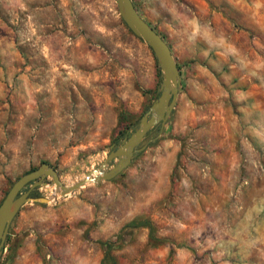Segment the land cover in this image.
I'll list each match as a JSON object with an SVG mask.
<instances>
[{"label":"rangeland","instance_id":"rangeland-1","mask_svg":"<svg viewBox=\"0 0 264 264\" xmlns=\"http://www.w3.org/2000/svg\"><path fill=\"white\" fill-rule=\"evenodd\" d=\"M132 1L179 67L174 109L113 179L45 178L0 264H264V0ZM161 80L116 0H0V204L42 163L81 180Z\"/></svg>","mask_w":264,"mask_h":264},{"label":"water","instance_id":"water-1","mask_svg":"<svg viewBox=\"0 0 264 264\" xmlns=\"http://www.w3.org/2000/svg\"><path fill=\"white\" fill-rule=\"evenodd\" d=\"M118 12L127 28L137 38L143 40L153 51L161 72L162 80L159 96L141 117L138 127L124 137L122 143L113 148L105 160L97 167L84 173V177L71 186H65L52 166L42 163L37 169L17 179L0 204V256L8 234L10 224L21 207L30 201L46 203V198H31L34 189L45 185L44 179L52 178V183L68 194L88 184L109 181L120 174L130 163L133 156L141 152L145 145L140 146L147 134L159 126L163 129L167 119L175 107L179 90V70L170 47L164 39L140 16L132 0H116ZM114 165L108 167L109 163ZM97 175L92 176L93 173ZM25 190V191H23Z\"/></svg>","mask_w":264,"mask_h":264},{"label":"trees","instance_id":"trees-1","mask_svg":"<svg viewBox=\"0 0 264 264\" xmlns=\"http://www.w3.org/2000/svg\"><path fill=\"white\" fill-rule=\"evenodd\" d=\"M134 6H135V5H134ZM177 68H178V70H179L178 65H177ZM128 130H129V129L126 128L125 131H121V132L119 133L120 138H124V137L128 136ZM149 135H150V134L148 133L146 137H149ZM158 139H160V138H158ZM32 194H33V192L31 193L30 196H32Z\"/></svg>","mask_w":264,"mask_h":264},{"label":"bare ground","instance_id":"bare-ground-1","mask_svg":"<svg viewBox=\"0 0 264 264\" xmlns=\"http://www.w3.org/2000/svg\"><path fill=\"white\" fill-rule=\"evenodd\" d=\"M97 174H98V172H96V173H93V174H92V176H95V175H97Z\"/></svg>","mask_w":264,"mask_h":264},{"label":"crops","instance_id":"crops-1","mask_svg":"<svg viewBox=\"0 0 264 264\" xmlns=\"http://www.w3.org/2000/svg\"><path fill=\"white\" fill-rule=\"evenodd\" d=\"M155 128H156V127H155ZM152 130H153V129H152ZM152 130H151V131H152ZM151 131H150V132H151ZM150 132H149V133H150Z\"/></svg>","mask_w":264,"mask_h":264}]
</instances>
